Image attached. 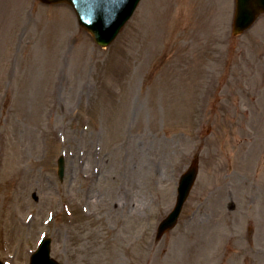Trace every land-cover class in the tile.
<instances>
[{
	"label": "rangeland",
	"instance_id": "1",
	"mask_svg": "<svg viewBox=\"0 0 264 264\" xmlns=\"http://www.w3.org/2000/svg\"><path fill=\"white\" fill-rule=\"evenodd\" d=\"M234 8L142 0L103 49L67 5L0 0L3 262L47 236L62 264H264V16L234 38Z\"/></svg>",
	"mask_w": 264,
	"mask_h": 264
},
{
	"label": "water",
	"instance_id": "2",
	"mask_svg": "<svg viewBox=\"0 0 264 264\" xmlns=\"http://www.w3.org/2000/svg\"><path fill=\"white\" fill-rule=\"evenodd\" d=\"M44 3L68 4L78 18L81 28L89 32L95 43L101 47L109 46L134 14L141 0H41ZM264 14V0H235L233 35H242ZM64 174V161L60 159L59 175ZM198 175V162L195 161L183 175L178 190V202L172 214L159 226L158 238L173 229L178 221L182 207ZM50 240L43 242L33 255L31 264H59L50 257ZM0 264L1 261H0Z\"/></svg>",
	"mask_w": 264,
	"mask_h": 264
},
{
	"label": "bare ground",
	"instance_id": "3",
	"mask_svg": "<svg viewBox=\"0 0 264 264\" xmlns=\"http://www.w3.org/2000/svg\"><path fill=\"white\" fill-rule=\"evenodd\" d=\"M114 208H116V209H118V211H120V209L123 210L124 207L123 206L121 207V204L117 203V205H114ZM115 264H124V262L122 260H118L115 262Z\"/></svg>",
	"mask_w": 264,
	"mask_h": 264
}]
</instances>
